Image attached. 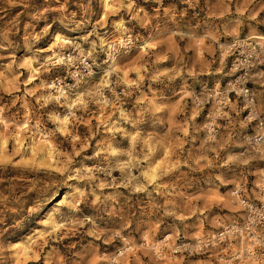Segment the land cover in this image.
I'll return each mask as SVG.
<instances>
[{
  "label": "rangeland",
  "instance_id": "374dc122",
  "mask_svg": "<svg viewBox=\"0 0 264 264\" xmlns=\"http://www.w3.org/2000/svg\"><path fill=\"white\" fill-rule=\"evenodd\" d=\"M237 41L264 116V0H0V264H205L152 246L212 234L264 187ZM66 54L95 73L56 99Z\"/></svg>",
  "mask_w": 264,
  "mask_h": 264
},
{
  "label": "built area",
  "instance_id": "2783aa9c",
  "mask_svg": "<svg viewBox=\"0 0 264 264\" xmlns=\"http://www.w3.org/2000/svg\"><path fill=\"white\" fill-rule=\"evenodd\" d=\"M246 45L248 44L244 41L231 45L230 50H240L237 53L241 54L231 63V70L235 71L236 78L228 86L229 93L234 94L242 103L244 121L253 126L248 146L253 151L260 152L264 143V116L258 113L254 95L247 86L250 72L259 60V55L250 51V48L247 49ZM68 55L71 54H66ZM62 65L69 66V69L63 75L56 76L54 82L61 83L66 92L95 73L94 64L86 57L71 55L70 60H64ZM123 92L124 90L119 89L116 94L122 95ZM103 98L105 99L104 96ZM228 102L229 100L224 104L227 106ZM234 194L242 206L241 218L223 223L212 234L204 235L194 243L175 246L170 252L166 250L165 244H161L157 249L152 248L154 255L159 258H165L169 253V257L179 254L204 257L208 264H264V187L254 199L246 197L241 189L235 190Z\"/></svg>",
  "mask_w": 264,
  "mask_h": 264
},
{
  "label": "bare ground",
  "instance_id": "6f19581e",
  "mask_svg": "<svg viewBox=\"0 0 264 264\" xmlns=\"http://www.w3.org/2000/svg\"><path fill=\"white\" fill-rule=\"evenodd\" d=\"M104 5H105V7L107 8L108 6H109V0H104ZM110 8V7H109ZM120 27H122V25H120ZM57 39V38H56ZM248 39V38H247ZM58 40V39H57ZM100 41H101V44H102V46H106V44H104V41L105 40H103L102 38L100 39ZM59 43V42H58ZM121 44V43H120ZM224 49L226 50V51H228V49H229V47H224ZM225 51V52H226ZM66 59H69L70 60V55H68V56H66L65 55V57H61V56H59V55H54V58H53V60L52 61H50V65L52 64L53 66L54 65H58V64H60L62 61H64V60H66ZM111 60L113 59V57H111L110 58ZM115 62L113 61L112 63H111V65H110V68H112V67H114L115 66ZM49 89H53L54 90V92L58 95L57 97H55L56 99H62V97L65 95L64 94V90H63V88L62 87H60L59 85H54V84H51V86H50V88ZM103 97V96H102ZM67 100H68V97H66V102H64V104L66 105V107H67V110H72V108H73V105L72 104H69L68 102H67ZM70 115V113H68L66 116H63V117H60V116H57L56 117V119H55V121H56V124H57V126H58V130L59 131H62V129L64 128V126L66 125V119H67V116H69ZM209 127H208V131H209V133L207 134V135H210L211 133V131H213L212 130V126H210V125H208ZM21 128V127H20ZM16 135H18V134H16ZM43 136H44V139H45V137H47V136H45L44 134H43ZM16 137H18V136H16ZM15 137V138H16ZM19 138V137H18ZM250 140V137H249V139H248V141ZM18 141V140H17ZM19 142V141H18ZM35 147V144H32V146H31V149L33 150V148ZM49 147H51V146H49ZM262 148H264L263 147V145H262ZM32 152V151H31ZM260 152H262V149H261V151ZM262 181H264V173H263V176H262ZM262 188V187H261ZM216 223H217V225H219L220 223L218 222V220L216 221ZM198 235H196L195 237L196 238H198L197 237ZM170 236L169 235H167L163 240H161L160 242H158L157 243V245L156 246H152V248L153 249H157L158 247H159V244H163L168 238H169ZM18 250H19V252H21V254L22 255H24V256H27V254H28V250H29V248H28V246L27 245H23L22 247H20V248H18ZM21 257V256H20ZM205 264H208V261L207 262H205Z\"/></svg>",
  "mask_w": 264,
  "mask_h": 264
}]
</instances>
